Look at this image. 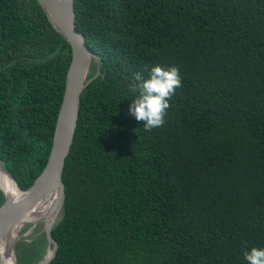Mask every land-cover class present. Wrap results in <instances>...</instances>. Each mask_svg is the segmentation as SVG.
<instances>
[{
	"label": "trees",
	"instance_id": "1",
	"mask_svg": "<svg viewBox=\"0 0 264 264\" xmlns=\"http://www.w3.org/2000/svg\"><path fill=\"white\" fill-rule=\"evenodd\" d=\"M75 12L101 73L94 59L49 264H248L264 248V0H75ZM71 60L38 0H0V159L22 189L48 162ZM157 64L182 85L146 132L128 89ZM47 249L38 232L18 264Z\"/></svg>",
	"mask_w": 264,
	"mask_h": 264
},
{
	"label": "water",
	"instance_id": "2",
	"mask_svg": "<svg viewBox=\"0 0 264 264\" xmlns=\"http://www.w3.org/2000/svg\"><path fill=\"white\" fill-rule=\"evenodd\" d=\"M38 2L47 13L54 28L71 44L72 60L67 72L65 93L50 156L42 173L29 188L22 189L13 172L0 159V171L16 183L21 193L18 196L8 194L0 185L5 194V201L0 207V264H6L1 252L3 241L14 232L20 236L21 229L28 223L36 225L42 222V231H45L48 239L47 252L38 264H49L55 257L59 244L53 237L52 229L62 218L66 201L63 171L75 137L81 96L92 80L89 75L94 59L98 62V74L101 73L98 56L87 45L84 33L76 28L75 0H38ZM46 200H50L48 207L39 213H33L45 204ZM17 239L9 247L15 257V264H17L15 256Z\"/></svg>",
	"mask_w": 264,
	"mask_h": 264
},
{
	"label": "clouds",
	"instance_id": "3",
	"mask_svg": "<svg viewBox=\"0 0 264 264\" xmlns=\"http://www.w3.org/2000/svg\"><path fill=\"white\" fill-rule=\"evenodd\" d=\"M181 85L180 71L176 66L154 65L148 69L147 77L136 72L128 89L134 94L129 114L143 122L146 132L162 127L170 100ZM244 259L248 264H264V248L252 247L250 251H245Z\"/></svg>",
	"mask_w": 264,
	"mask_h": 264
},
{
	"label": "bare ground",
	"instance_id": "4",
	"mask_svg": "<svg viewBox=\"0 0 264 264\" xmlns=\"http://www.w3.org/2000/svg\"><path fill=\"white\" fill-rule=\"evenodd\" d=\"M0 185L4 188V190L8 194H13L15 196H18L20 193V190L16 183L5 173L0 171ZM45 204L38 207L33 213H39L46 209L48 205L50 204V200H46L44 202ZM19 236L16 232H14L9 238H7L3 243L1 244V252L3 256L5 257V263L6 264H15V257L12 255L10 251V246L15 239H17Z\"/></svg>",
	"mask_w": 264,
	"mask_h": 264
},
{
	"label": "rangeland",
	"instance_id": "5",
	"mask_svg": "<svg viewBox=\"0 0 264 264\" xmlns=\"http://www.w3.org/2000/svg\"><path fill=\"white\" fill-rule=\"evenodd\" d=\"M31 224V223H28ZM26 224L20 232V236L17 239L16 245H15V256L17 260V264L19 261V258L26 259L27 252L29 250V243L38 235V232H41L43 230V223L39 222L36 225L31 224L30 227H25L28 225ZM24 241L25 243L20 245L19 242ZM38 264V263H35Z\"/></svg>",
	"mask_w": 264,
	"mask_h": 264
}]
</instances>
